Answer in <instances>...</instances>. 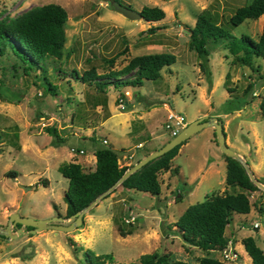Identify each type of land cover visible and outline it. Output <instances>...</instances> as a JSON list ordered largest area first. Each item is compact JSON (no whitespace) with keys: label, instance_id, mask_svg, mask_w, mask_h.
<instances>
[{"label":"rangeland","instance_id":"rangeland-1","mask_svg":"<svg viewBox=\"0 0 264 264\" xmlns=\"http://www.w3.org/2000/svg\"><path fill=\"white\" fill-rule=\"evenodd\" d=\"M110 1L0 0V19H13L46 3L59 4L67 14L61 57L43 62L54 94L34 78L37 71L22 73L8 46L0 57V227L11 213L33 219L57 216L62 219L53 223L69 224L73 218L65 217L62 199L67 180L57 167L77 161L84 171L92 170L93 150L102 146L103 138L105 146L119 154V166L134 164L171 138L164 128L169 111L181 114L186 123L217 117L226 145L241 155L256 180L264 182V118L258 108L264 96V58L252 57L250 66L241 65L220 41L206 42V54L198 56L189 48L187 35L196 15L206 11L231 35L256 40L264 15L233 26L228 18L248 0H117L136 11L156 6L164 13L158 21L131 20ZM159 52L173 54L174 62L162 67L157 79L143 80L139 86L107 85L99 91L69 74L71 69L81 74L91 68L97 75L105 74L123 68L135 56ZM123 92L126 104L120 107L116 98ZM45 126L55 127L64 141L53 145ZM224 176L225 161L214 129L203 127L179 145L169 168L158 174L157 195L118 184L85 210L71 231L48 228L29 233L28 226L10 225L14 236H0V264H86L84 249L110 254L104 264H140L139 256L152 252L188 262L205 256L219 260L218 250L183 243L174 223L190 204L211 194L238 192L225 185ZM247 198L248 213H233L224 231L227 244L240 255L235 264L250 261L242 243L245 237H253L264 249V188L256 186ZM129 216L134 219L127 223ZM117 226L131 233L120 235Z\"/></svg>","mask_w":264,"mask_h":264},{"label":"trees","instance_id":"trees-1","mask_svg":"<svg viewBox=\"0 0 264 264\" xmlns=\"http://www.w3.org/2000/svg\"><path fill=\"white\" fill-rule=\"evenodd\" d=\"M139 13L146 21H158L164 16L163 11L156 6H143ZM261 15H264V0H248L234 10L228 18V24L235 26L246 19H257ZM66 16L65 9L59 4L46 3L32 7L13 19H0V57L5 54V47L8 46L10 49L8 53L21 63L22 73L29 75L30 72L37 71L39 75L34 74V78L38 77L43 90L49 94H54L55 86L48 79L43 62L47 58L61 57ZM215 19L214 15L201 11L196 15L193 26L187 29L188 46L198 56L206 54V42L220 41L226 45L234 61L241 65L250 66L252 57L264 58V18L256 40L246 34H241L239 37L231 35L227 28L217 23ZM174 60V55L168 52L148 53L135 56L123 68L110 70L105 74L97 75L92 68L81 74L71 69L69 74L71 78L102 91L107 85L112 88L139 86L143 80H155L160 76L161 68L173 63ZM108 61L112 62V59ZM59 71L58 69L56 74ZM247 87L249 88L250 84ZM226 89L230 92L228 88ZM119 97L125 101L124 92L118 93L116 100ZM258 108L260 116L264 118V96L260 98ZM44 132L53 137V145L64 141L53 126H45ZM93 139L94 137L90 138ZM180 144L149 160L124 178L119 185L123 189L157 195L160 189L158 174L169 168L170 161ZM148 153L146 152L144 156ZM118 155L102 144L93 150L95 161L92 170L84 171L81 165L74 161L62 163L57 167L58 172L67 180V188L62 196L65 203V217L73 215L89 204L132 165L119 166ZM222 156L225 161L224 183L232 188L237 187L239 191L223 195L211 194L202 201L190 204L181 212L174 225L183 243L189 247L221 250L228 241L224 231L231 215L245 214L249 211L247 193L256 190V186L248 179L237 160L224 154ZM173 171L176 172V168ZM7 175L13 176V173L8 172ZM257 181L264 184L258 179ZM45 183L43 181L42 186H45ZM117 230L120 235L131 233V230H123L119 226ZM242 243L250 258L249 264H264V249L256 244L253 237H245ZM69 244L75 252L77 247L74 246L73 241ZM82 257L86 264H104L105 259L112 258L110 254L94 255L88 249L82 250ZM138 261L140 264H224L212 257L205 256L194 262H188L172 259L167 253L157 252L142 254Z\"/></svg>","mask_w":264,"mask_h":264},{"label":"water","instance_id":"water-1","mask_svg":"<svg viewBox=\"0 0 264 264\" xmlns=\"http://www.w3.org/2000/svg\"><path fill=\"white\" fill-rule=\"evenodd\" d=\"M110 6L119 12L121 15H123L127 19H140L141 15L139 11L133 10L127 6H123L119 4L115 0H111ZM210 126L214 129L215 134V140L216 144L222 154L225 156L231 157L235 160H237L241 166L243 167L248 179L255 185L264 188L263 185H261L252 175V173L249 170L248 165L244 162L242 157L232 151L225 143V137L223 133L222 124L219 119L216 117H199L194 119L193 121L187 123L175 136L170 138L168 141H166L162 146L159 148L149 152L145 156L139 158L134 164H132L129 168H127L121 176L105 191L100 193L98 196H96L89 204H87L85 207L80 209L78 212L74 213L73 215H70L68 218H73L71 222L67 225L62 224H55L53 223L56 220H61V217L53 216L51 218L46 219H33V218H27L19 216L15 213H11L7 218V224L4 227H0V236L3 238H9L11 236H14L12 232L10 231V225L14 226L15 224H19L20 226H28L30 227L27 232L32 233L40 229H58L62 231H71L75 226L79 225L81 222V215L82 213L92 207L95 202L104 194L111 191L116 185H118L124 178H126L129 174L140 168L142 165L147 163L149 160L158 157L165 153L166 151L170 150L172 147H174L177 144H180L182 141H184L188 136H190L195 131ZM16 232H24L21 228H17Z\"/></svg>","mask_w":264,"mask_h":264},{"label":"built area","instance_id":"built-area-1","mask_svg":"<svg viewBox=\"0 0 264 264\" xmlns=\"http://www.w3.org/2000/svg\"><path fill=\"white\" fill-rule=\"evenodd\" d=\"M117 103L120 107H123L126 102L124 101L123 98L119 97L117 99ZM187 123L184 120V117L181 114L175 113L174 111H169L166 116H165V120H164V128L168 131L169 136L172 138L173 136H175ZM102 144L106 143V140L103 138L101 140ZM71 152L73 153H83V151L81 149H78L77 151L73 148L70 149ZM133 216H129L127 219H125V222H130L133 221ZM219 252V260L223 263H229V264H235V262L239 259V253L234 250L232 247H230L228 244H226V246L224 248H222L221 250H218ZM249 258V257H248ZM249 262L247 263H243V264H249Z\"/></svg>","mask_w":264,"mask_h":264},{"label":"crops","instance_id":"crops-1","mask_svg":"<svg viewBox=\"0 0 264 264\" xmlns=\"http://www.w3.org/2000/svg\"><path fill=\"white\" fill-rule=\"evenodd\" d=\"M217 118V117H216ZM221 122V121H220ZM222 124V123H221ZM223 127V126H222ZM224 137H225V143H226V140H227V137L224 135ZM152 150H149V151H147V152H151ZM238 154V153H237ZM141 156H144V155H141ZM241 156V155H240ZM89 161H91V158H90V160ZM95 161V159H94V156H93V154H92V163ZM77 162V161H76ZM78 163V162H77ZM80 164V163H79Z\"/></svg>","mask_w":264,"mask_h":264},{"label":"flooded vegetation","instance_id":"flooded-vegetation-1","mask_svg":"<svg viewBox=\"0 0 264 264\" xmlns=\"http://www.w3.org/2000/svg\"><path fill=\"white\" fill-rule=\"evenodd\" d=\"M30 227H28V229H29ZM2 237V236H1Z\"/></svg>","mask_w":264,"mask_h":264}]
</instances>
